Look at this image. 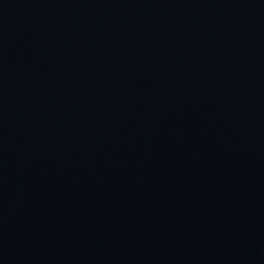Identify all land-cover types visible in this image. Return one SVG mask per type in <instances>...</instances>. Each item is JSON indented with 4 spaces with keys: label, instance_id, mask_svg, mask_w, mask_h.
<instances>
[{
    "label": "water",
    "instance_id": "water-1",
    "mask_svg": "<svg viewBox=\"0 0 264 264\" xmlns=\"http://www.w3.org/2000/svg\"><path fill=\"white\" fill-rule=\"evenodd\" d=\"M0 264H264V0H0Z\"/></svg>",
    "mask_w": 264,
    "mask_h": 264
}]
</instances>
